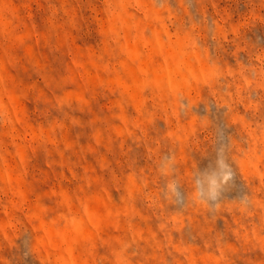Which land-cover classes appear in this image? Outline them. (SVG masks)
I'll return each instance as SVG.
<instances>
[{
  "label": "rangeland",
  "instance_id": "374dc122",
  "mask_svg": "<svg viewBox=\"0 0 264 264\" xmlns=\"http://www.w3.org/2000/svg\"><path fill=\"white\" fill-rule=\"evenodd\" d=\"M0 264H264V0H0Z\"/></svg>",
  "mask_w": 264,
  "mask_h": 264
},
{
  "label": "clouds",
  "instance_id": "9594fccd",
  "mask_svg": "<svg viewBox=\"0 0 264 264\" xmlns=\"http://www.w3.org/2000/svg\"><path fill=\"white\" fill-rule=\"evenodd\" d=\"M226 147L227 145L222 144L217 150V163L220 169L219 174L205 176L203 179L197 177L194 180L195 187L193 200L207 205L209 211H215L219 208L222 186L228 184L234 179L232 167L226 162L222 155L225 152ZM166 187L169 189L171 196L165 194V198L171 199L172 197H175V203L183 206L184 198L179 193L177 184L173 181L172 183L167 184ZM241 199L242 201H246V195Z\"/></svg>",
  "mask_w": 264,
  "mask_h": 264
}]
</instances>
